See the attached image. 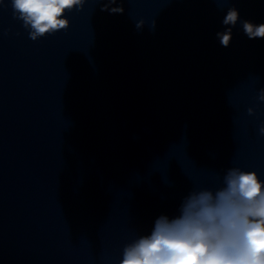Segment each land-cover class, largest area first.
Returning <instances> with one entry per match:
<instances>
[{
  "label": "clouds",
  "instance_id": "obj_1",
  "mask_svg": "<svg viewBox=\"0 0 264 264\" xmlns=\"http://www.w3.org/2000/svg\"><path fill=\"white\" fill-rule=\"evenodd\" d=\"M223 4L226 0H216ZM3 3V0H2ZM85 0H11L13 14L29 28L33 41L60 30H67L66 13L82 9ZM108 0L102 10H109ZM112 13L123 14V7ZM239 11L229 8L222 24L234 27ZM145 21L136 23L137 29ZM156 22L150 27L155 29ZM232 27L216 36L222 47H229ZM249 39H264V23L242 21ZM259 99L264 101V89ZM249 114L253 109H248ZM264 135V125L259 128ZM180 214L161 215L150 234L140 236L123 249L120 264H264V181L255 171L229 169L224 186L191 192L180 207Z\"/></svg>",
  "mask_w": 264,
  "mask_h": 264
}]
</instances>
